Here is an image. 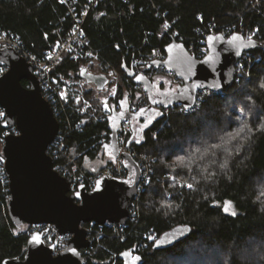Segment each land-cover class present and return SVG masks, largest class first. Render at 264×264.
Returning <instances> with one entry per match:
<instances>
[{
    "label": "trees",
    "instance_id": "obj_1",
    "mask_svg": "<svg viewBox=\"0 0 264 264\" xmlns=\"http://www.w3.org/2000/svg\"><path fill=\"white\" fill-rule=\"evenodd\" d=\"M77 1L85 5L89 0ZM75 12L79 18V9ZM165 20L177 38L163 30ZM72 26L59 0H0V31L14 36L21 49L37 59ZM83 30L101 62L122 77L111 106L135 97V83L123 65L131 68L134 58L155 52L166 56L173 43L199 59L206 36L241 34L249 42L244 63L250 66L248 78L221 93L211 92L192 113L171 111L145 129L142 120L131 122L141 132L137 139L134 130L128 142L134 158L148 168V182L133 200V220L121 227H94L101 237L92 239L87 254L82 251L84 264H125L120 256L127 252L136 254L139 264H264V0H102L91 8ZM81 68V61L64 56L51 74L80 81ZM148 82L153 84L154 77ZM22 85L27 87L25 81ZM85 87L86 97L100 107L94 99L96 88ZM59 113L63 149L58 163L69 157L83 168L85 158L95 159L107 147L109 121L79 116L68 106ZM7 133L13 131L0 123V264L23 259L32 233V226H15L8 217L1 163ZM108 166L116 167L113 162ZM120 167L121 177H128L131 169L122 163ZM178 225H189L190 235L155 250L151 236ZM47 229L39 231L45 234Z\"/></svg>",
    "mask_w": 264,
    "mask_h": 264
},
{
    "label": "water",
    "instance_id": "obj_2",
    "mask_svg": "<svg viewBox=\"0 0 264 264\" xmlns=\"http://www.w3.org/2000/svg\"><path fill=\"white\" fill-rule=\"evenodd\" d=\"M205 45L207 54L202 59L173 43L166 50L164 62L152 63L153 67L164 68L180 82L175 91L166 95L154 97L151 91L154 86L123 65L125 75L143 86L150 99L148 107L133 116L120 113L109 118L107 150L115 160H121L125 169L132 171L126 178L102 176L93 189L81 186L75 192L71 191L70 181L54 169L53 159L47 154V148L58 135L59 122L42 95L32 66L12 48L0 49V67L6 68L0 76V108L5 115L1 127L13 131L4 136L1 147L2 169L9 193L8 217L15 226H53L58 236H70L66 248L56 253V242L46 244L43 232L36 231L27 240L23 259H6L2 264H84L82 251L90 247V240L83 225L121 227L127 224L130 205L138 192L140 168L128 153L118 151L120 125L128 118L146 123L155 116L157 106L189 108L199 91L223 92L230 88L237 61L249 50L247 38L237 33L228 37L211 34ZM79 76L98 91L107 84L104 76L90 73L85 68L79 70ZM140 132V129L136 130L137 138ZM130 146L128 143L127 148ZM190 233L189 225L175 226L158 237L154 249L170 248ZM130 254L124 253L120 259L125 264L141 263L139 257L137 261L129 262Z\"/></svg>",
    "mask_w": 264,
    "mask_h": 264
},
{
    "label": "built area",
    "instance_id": "obj_3",
    "mask_svg": "<svg viewBox=\"0 0 264 264\" xmlns=\"http://www.w3.org/2000/svg\"><path fill=\"white\" fill-rule=\"evenodd\" d=\"M102 0H89L87 4L80 5L77 0H59L61 4H64L68 9V14L71 15L73 19V26L71 30L66 34L65 37L61 38L58 44L44 53L42 59H37L33 55L28 54L23 51L20 47L19 42L14 36L9 33L0 31V49L12 48L15 50L22 58L26 60L33 68V74L40 84L42 95L50 104L54 116L60 124L59 120V110L69 107L74 110L79 116H85L91 118L95 121H108L110 117L114 114L126 113L129 116L137 114L140 110L148 107L149 96L143 90V87L137 84L131 85V89L135 92V97L129 96L126 98L125 103L119 106H111L110 99H115L117 92L122 81L121 75L111 66L105 65L101 62L98 54L89 45V39L86 37L83 24L89 14L93 5ZM127 2V0H122ZM79 9V18L77 17L76 10ZM162 28L164 31H171V35L175 38L178 37V32L172 27V24L167 20L163 21ZM241 35V34H239ZM201 42V45L205 47L200 48L199 59H202L207 54L206 50V39ZM64 56H68L70 60L81 61L84 64V68L89 72L97 75L104 76L107 79V84L105 85L103 91L107 97H100L98 93L95 94L94 99L101 103L100 107H97L93 100H89L85 93L86 82L81 78V80H73L66 78L63 75H52V69L60 64ZM248 53H242L240 59L235 65V76L234 81H239L242 78H248L250 66H245L244 61L248 58ZM166 56L161 53H151L144 56H138L132 61L131 69L135 75L143 76L147 80L155 77L159 73H163L167 77H171L175 82V86L180 85V82L174 77L173 74L166 71L164 68L160 67L156 69L152 66L154 62H164ZM6 72V68L0 67V76ZM233 81V82H234ZM110 86V87H109ZM108 88H111L110 90ZM211 92L221 93L217 91L202 90L199 91L195 97L194 104L185 108L181 105H175L170 108H159V116L168 115L171 111H177L182 113H192L197 110L203 97L209 95ZM5 115L4 111L0 108V123L4 121ZM132 118H128L123 121L120 125V131L118 133V151L119 153H128L139 165L140 168V182L138 189L148 182L147 167L142 162H138L133 154L131 148H127L128 140L133 137V129L131 126ZM81 125L79 124L78 127ZM103 141V140H102ZM63 149V137L58 132V135L54 141L47 148V154L52 157L53 163L57 162L54 169L67 181H70L71 191L75 192L79 187L84 186L88 190L93 189L97 180L102 176L107 177H121V160H114L115 169L111 166L105 167L102 171L97 173L86 175L82 167H80L75 159L65 157L66 161L58 163V157L62 154ZM2 173L5 176L3 169ZM137 196V195H136ZM134 204L133 201L130 205V217L133 220L134 214L132 213V208ZM111 225V224H106ZM98 226L94 223H90L84 229L88 233V239L90 240V247L85 251L87 254L91 248L92 239L101 237L100 232L94 231V227ZM42 226H32V233L39 231ZM101 227V226H98ZM95 232V235H94ZM31 233V234H32ZM44 234V233H43ZM70 239L69 235L58 236L56 229L53 226H48L46 233L44 234V241L46 244L51 245L56 242L55 252L63 251ZM151 239L156 241L158 237L154 234Z\"/></svg>",
    "mask_w": 264,
    "mask_h": 264
},
{
    "label": "rangeland",
    "instance_id": "obj_4",
    "mask_svg": "<svg viewBox=\"0 0 264 264\" xmlns=\"http://www.w3.org/2000/svg\"><path fill=\"white\" fill-rule=\"evenodd\" d=\"M162 73H159L158 75H156V77L154 78V82H155V86L158 88V91H162V92H170V90L174 89L175 87V82L173 81V79L171 77H167L165 75H161ZM110 87V86H109ZM109 90L111 88H108ZM106 92V91H103ZM100 97H107V95H100ZM152 120H149L148 123H150ZM109 154H104L101 151L98 154V157L95 159H89V158H85L84 162H83V170L88 171L92 174L97 173L100 171V169L105 168L108 163L110 161H113L112 158L110 156H108ZM23 227V226H22ZM129 262H135L137 261V255L134 253H131L129 256Z\"/></svg>",
    "mask_w": 264,
    "mask_h": 264
},
{
    "label": "flooded vegetation",
    "instance_id": "obj_5",
    "mask_svg": "<svg viewBox=\"0 0 264 264\" xmlns=\"http://www.w3.org/2000/svg\"><path fill=\"white\" fill-rule=\"evenodd\" d=\"M153 86H154V88H152L151 91H152V95H153L154 97H155V96L157 97V96H160V95H163V94L166 95V94L169 93V92L167 93V92L158 91V90H157L158 88H157L154 84H153ZM174 88H175V87H174ZM173 90H174V89H172V90H170V91H173ZM155 110H156V114H155V116H153L152 119L157 118V117H158V113L160 112V111H159V108H157V107L155 108ZM150 120H151V119H150ZM149 124H150V123H148V121H147L146 123H144L143 126H142V129H143V128L145 129V127L148 126ZM143 132H144V131H143ZM100 151H101V150H99V152H100ZM101 152L104 153V154H109L108 156H110V157L112 158V160H113V161H110V162H114L115 159L112 157V155L109 153L108 150H107V151L105 150V146H104V148H103V150H102ZM121 163H122V162H121ZM107 166H108V165H107ZM107 166H106V167H107ZM103 169H104V168L100 169V171H102ZM133 176H134V174L132 175V177H133ZM85 225H88V224H85ZM83 228H85V227L83 226Z\"/></svg>",
    "mask_w": 264,
    "mask_h": 264
},
{
    "label": "snow or ice",
    "instance_id": "obj_6",
    "mask_svg": "<svg viewBox=\"0 0 264 264\" xmlns=\"http://www.w3.org/2000/svg\"><path fill=\"white\" fill-rule=\"evenodd\" d=\"M137 79H140L139 77H137ZM189 187H191V185H188ZM36 239V237H34V240ZM137 259H139V258H137Z\"/></svg>",
    "mask_w": 264,
    "mask_h": 264
}]
</instances>
